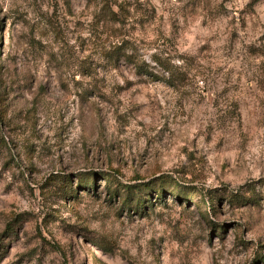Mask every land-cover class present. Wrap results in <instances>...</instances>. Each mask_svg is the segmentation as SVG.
Here are the masks:
<instances>
[{
    "label": "rangeland",
    "instance_id": "1",
    "mask_svg": "<svg viewBox=\"0 0 264 264\" xmlns=\"http://www.w3.org/2000/svg\"><path fill=\"white\" fill-rule=\"evenodd\" d=\"M0 264H264V0H0Z\"/></svg>",
    "mask_w": 264,
    "mask_h": 264
},
{
    "label": "trees",
    "instance_id": "2",
    "mask_svg": "<svg viewBox=\"0 0 264 264\" xmlns=\"http://www.w3.org/2000/svg\"><path fill=\"white\" fill-rule=\"evenodd\" d=\"M3 258H4V256H3V254L1 253V254H0V263H1V261L3 260Z\"/></svg>",
    "mask_w": 264,
    "mask_h": 264
}]
</instances>
